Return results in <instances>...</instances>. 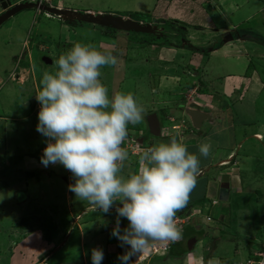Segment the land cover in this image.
Here are the masks:
<instances>
[{
    "label": "rangeland",
    "instance_id": "1",
    "mask_svg": "<svg viewBox=\"0 0 264 264\" xmlns=\"http://www.w3.org/2000/svg\"><path fill=\"white\" fill-rule=\"evenodd\" d=\"M3 1L0 2V14L3 13V7H1ZM153 1L117 0L116 3L113 1L106 10L112 11V14L116 16L132 18L134 13L139 12L138 10L134 11L136 8L151 9L152 11L147 13L150 16L146 18L149 23L165 24L166 27L170 24L171 32L169 33L167 30V41L177 44L185 37L195 47L200 45L197 47L205 49L204 52L199 53L197 58L200 60V70H194L189 66L190 53L193 54L196 51L190 49H187L190 53L187 52L182 57H174L182 67H169L161 64L159 67L156 59V63L149 62L156 56L155 51L166 48L165 46L169 47L166 45V40H163L157 32L154 34L134 32L125 34L111 28L106 30L108 27L90 25L82 21L67 22V26L71 25L70 28H66L69 29L67 31L60 26L61 23H66L65 21L55 19V16L52 15L46 17V13L34 8L23 10L0 25V108L2 109V119H0V264H83L79 255L91 253L97 239L96 236L99 234L98 228L103 223L101 220H97V217L100 214H103L104 218L108 217V219H103L105 220L104 225L116 224L115 208L107 214L99 209H88L87 206L90 204L76 198L71 191L69 193L68 185L74 181L71 173L62 165L49 164L45 167L43 164L33 163V159L28 156L29 154L43 155V149L46 146V138L36 131L37 113L40 106L35 95L43 72H52L54 69L48 63L45 64L41 56L50 55L55 61L60 54L66 52L76 42L93 45L99 51L103 50V47L118 46L119 62L117 61L114 66L102 67L100 80L107 87L109 98L116 92L132 93L137 103L144 109L142 121L127 126L128 132L134 133V136L128 135L129 138L122 144V147L129 153V159L124 162V174L136 172L138 169L141 146H136L137 139H143L144 145L150 147L160 142L167 143L172 137L168 133H172L182 141L189 153L199 157L201 171H205L197 177V183L190 193L189 202L183 208V211L188 208L187 215L191 218L187 220L185 216L181 219L190 221L196 231L204 230L206 235L198 236L193 251L183 258L156 256L157 254H153L148 248L138 256L132 257L133 264H209L210 261L215 260L224 264L229 259H232L234 264H264V253L260 254L255 250H253V255L259 256V263L247 262L248 249L245 240L239 241V238L236 237L239 233L252 245L256 241L262 242L264 239V43L249 41L250 44L232 40L224 47H222L223 43L217 54L210 55L209 51L211 45L223 42L228 31L231 32L237 27L239 30L250 31L252 29L254 33L264 38V0ZM159 1L162 7L160 8L158 5V11H156L155 4ZM183 1L191 3L185 5L186 7L203 4L201 7L194 6L193 10L197 9L201 14L203 13L202 16L205 19H200L197 23V17H193L194 13L191 10L181 8L186 4V2L183 4ZM209 5H211L210 8H208ZM177 8L181 11V17H175V23L171 19L175 14L172 9L177 11ZM207 9L210 12L205 15ZM152 13L155 14L152 15ZM45 17L51 19V22ZM53 18L57 20L56 23ZM143 23L147 24L148 22ZM185 24L186 27H184ZM215 27L220 28V31L216 32ZM225 30L227 31L224 34ZM61 35L69 37L62 41L59 40L60 37H57ZM127 36L130 37L126 38ZM47 37H52L51 40L49 39L50 42ZM56 37V42L62 41L65 44L60 50L54 44L53 38ZM91 37L92 42L89 43ZM36 38L43 39V42L36 43ZM86 39H88V43ZM150 40L152 41L150 42ZM45 42L52 47H47ZM250 45H253L252 48ZM131 46H133L132 49H130ZM175 47L178 48L171 45L172 50ZM249 61L252 64V70L254 69L255 77L248 84L257 86L255 89L257 93L254 94L251 88L243 86L232 96L221 99L216 96L217 99L210 104V110L224 104V109L212 110V114L224 113L225 116L224 120L215 121L217 129L223 127L217 133V140L213 139L216 127L213 130L208 129L210 127L207 126L208 122L203 127L205 134H198L199 136L194 137L195 130L193 132L195 134L185 132L184 127H179L180 120L174 124L175 130H172L170 123L165 122L164 118L162 119V117H170L166 111L169 114L175 112L178 103L186 104L188 100L191 101L190 98L194 99V96L201 94L202 91L192 93L195 83H197L194 72L201 75L202 79L200 78V80H204L205 84L210 83L212 86L210 90L205 88L204 91L213 95L215 92H219L220 96L226 93L220 85L223 83L225 75L244 73V69L251 70L248 67ZM165 73L161 87L165 89L164 83L168 84V91L159 92V87L154 85L158 84L159 77ZM169 75L174 76L177 82L170 80ZM247 90L248 95L245 97ZM253 95L256 97L254 102ZM173 101L176 102L175 105H173ZM169 103H172V108L168 107ZM191 107H193L192 104ZM151 112L158 114L162 127H164V132L160 137H153L146 131L145 115ZM224 124H227V128ZM178 127L179 129H176ZM212 127L210 128L212 129ZM259 127L261 130H258ZM254 133L256 135H253ZM18 134L21 135L20 139L25 140L26 145L22 148L18 144L13 145V150L9 140L13 138V135L17 136ZM132 139L134 142H130ZM212 140L215 142H211ZM205 141L211 143L210 154L207 158L199 153V145ZM218 142L231 146L234 152H226L224 156L226 159H230L233 155L234 164L231 162V165L224 166L229 161L219 160V164L216 166V161L209 160L214 152L212 145L218 144ZM218 149L220 147L215 152ZM27 169L40 171L39 181L25 179L20 182V185L15 183L13 178L20 176L21 172H25ZM218 172L225 173L224 175L230 177V193L228 200L224 203L218 201L217 195L214 196L218 205L211 208V214L217 215L218 221L210 222L200 216L197 210L193 211L192 209L202 207L200 205L202 202L210 205V184L211 186L213 184L217 189L220 181L214 180L211 183L208 178L212 175L220 176ZM48 173L54 174L53 177H49L54 184L47 186L46 182L41 180L47 178ZM64 175L69 183L61 180ZM24 194L27 196L23 197ZM67 194H69V206L64 205ZM68 208L72 212L71 223L68 222L65 213ZM78 214L82 215L81 219H77ZM221 216H223V220L219 222ZM37 219H40L44 224L48 223L44 228H41ZM77 222L81 229L83 225L85 226L81 232L73 226ZM120 223L121 230L128 225L125 218H122ZM114 227H110L108 239L111 241L117 240L111 235ZM62 228L69 230L63 232ZM70 229L74 231L71 232ZM94 229V237H91L93 235L88 230ZM188 232L192 234V237L196 236L192 230ZM45 234L49 236L47 241L44 238ZM83 235L85 245L89 246L84 250L79 244ZM66 241L68 248L63 246ZM98 241L104 243V238L100 236ZM250 244L248 247L252 246ZM185 246L187 247V241L184 243ZM116 252L117 250H114L112 261H116ZM107 260L109 261V259ZM86 261L87 264H92L88 259Z\"/></svg>",
    "mask_w": 264,
    "mask_h": 264
},
{
    "label": "clouds",
    "instance_id": "2",
    "mask_svg": "<svg viewBox=\"0 0 264 264\" xmlns=\"http://www.w3.org/2000/svg\"><path fill=\"white\" fill-rule=\"evenodd\" d=\"M2 1L0 0L1 3ZM9 1L11 5L8 8L19 4ZM22 2L37 4L34 9L39 11H42L40 6L56 8L53 3L56 0H52L50 5L39 3L37 0ZM42 12L46 13L47 17L52 15L65 21V24L78 21ZM147 24L157 27L155 32L166 36L164 24ZM230 33L228 31L223 43L232 41L228 38ZM170 44L176 46L175 42ZM41 57L46 59H43L45 64L48 63L54 69L52 72H43L35 95L40 106L36 131L46 138L41 163L45 167L49 164H59L69 171L74 182L68 185V190L79 200L86 201L106 214L115 208L117 219L111 235L120 242V247L127 246L124 254L118 257L121 264H133L132 257L146 251L153 241L182 239V229L177 227L175 217L179 210L187 206L197 177L205 172L200 169L199 157L189 153L183 142L172 136L167 143L160 142L140 148L137 171L124 174V162L129 159L128 151L122 147L124 141L129 138L127 126L140 123L144 109L132 93L116 92L109 98L108 89L100 80L102 67L117 64V52L99 51L93 45L76 42L55 61L50 55ZM192 91L195 94L196 88ZM187 103L177 110L190 119L188 127L196 131L186 110L199 111L203 116L209 115L196 109L198 106H193L194 102ZM150 114L152 112L145 115L148 134L150 132L146 117ZM155 114L158 117V114ZM170 122H174V119L170 118ZM159 123L161 136L164 127L160 120ZM173 128L174 125L171 126V129ZM184 130L188 133L187 129ZM130 142H134V139ZM210 149V141L199 145V153L205 158L209 156ZM233 159L232 155L224 166L231 165V162L234 164ZM224 174L218 172L220 176L214 175L215 179H212L220 181L221 184L223 176H226ZM227 183L229 191V176ZM220 184L217 187V199L226 202L218 198ZM210 199L211 204L216 202L214 206L218 204L216 198ZM206 205L204 203L193 211H199L200 216L206 219L209 210V207L204 210ZM120 218H125L128 222L127 227L122 230ZM103 259L102 249H91L92 264H102ZM209 264H220V261H210Z\"/></svg>",
    "mask_w": 264,
    "mask_h": 264
},
{
    "label": "crops",
    "instance_id": "3",
    "mask_svg": "<svg viewBox=\"0 0 264 264\" xmlns=\"http://www.w3.org/2000/svg\"><path fill=\"white\" fill-rule=\"evenodd\" d=\"M22 1H29V0H16L15 1V3H20V2H22ZM113 1H114V3H116L117 2V0H56V2H55V7L56 8H59V9H66V10H69V11H72V12H78V13H92V14H94V15H104V14H109V13H113L112 11H110V10H106V9H108V6L110 5V4H112L113 3ZM152 2H154L153 0H152ZM154 4V3H153ZM189 4H191L190 2L188 3V5ZM210 4H212L211 2H210ZM158 5L160 6V1L157 3V4H155V9H156V11H158L157 10V7H158ZM203 4H199V5H197V4H195L194 6H196V7H201ZM194 6H189V8L191 9V11L193 12V11H195V12H193L194 14H193V17L195 16V17H197V23H198V21L200 20V19H202V18H204L202 15H204L203 13L201 14L197 9H195V10H193V8H194ZM161 8V7H160ZM209 8V7H208ZM221 8V7H220ZM139 11V12H141V13H143V14H149L152 10L151 9H135L134 11ZM109 11V12H108ZM114 11V10H113ZM139 12H136V13H139ZM221 12V11H220ZM198 14H200V16H198ZM46 17H47V15H46ZM45 17V18H46ZM69 16H67L66 18H68ZM70 18V17H69ZM159 18V17H158ZM157 18V19H158ZM162 18V17H161ZM160 18V19H161ZM47 19V18H46ZM54 19V18H53ZM53 19H52V21H53ZM56 19V18H55ZM54 19V21H55V23L57 22V20H55ZM207 19V18H206ZM47 20H50V22H51V19H47ZM204 25H206V24H204ZM57 26H59V25H57ZM60 26L64 29V30H69V29H66L67 27L68 28H70V26L71 25H69L68 24V26L65 24V23H61L60 24ZM231 26V25H230ZM60 28V27H59ZM86 29H88V28H86ZM85 30V29H84ZM220 30H218V32H219ZM227 30H225V31H223V32H226ZM217 32V31H216ZM71 33V32H70ZM118 34H120V33H118ZM128 34V33H127ZM75 36H76V34H75ZM57 37H60V39L59 40H62V41H64V40H66L69 36H67V35H61V36H57ZM57 37L56 38H53L54 39V44L56 45V48L58 49V50H60L61 48H63L64 46H65V44H64V42H62V41H58V42H56V39H57ZM130 36H127L126 38H129ZM47 39H48V41L50 42V40L52 39V37L51 38H49V37H47ZM50 39V40H49ZM36 40L37 41H39V42H43V39H39V38H36ZM241 41V42H244V43H246L247 41H245V40H243V39H237V41ZM53 41V40H52ZM86 41H87V43H88V39H86ZM62 42V43H61ZM92 42V37L90 38V40H89V43H91ZM250 43V42H249ZM47 47H52V46H48V44H46V42L44 43ZM226 44L227 43H224L223 44V46L222 47H224V46H226ZM251 44V43H250ZM196 46H200V45H196ZM252 46L253 45H250V47L252 48ZM166 48H162V49H159V51H155V53H156V56L154 57V58H151L150 60H149V62H155L156 60H158V63H159V67H160V64L163 66V65H168L169 67L171 66V67H182L180 64H178V62L176 61V59H174V57H176V56H178V57H182L183 56V54H186L187 52H189L187 49H184V48H176L175 47V49L174 50H172V48H171V46H165ZM221 47V48H222ZM112 47H103V50H108V49H111ZM114 48H116V50H117V48L118 47H114ZM221 48H219V49H216V50H213V51H211V54L210 55H214V54H217L220 50H221ZM131 49H132V47H131ZM64 50H65V48H64ZM244 50H245V48H244ZM254 50V49H253ZM190 53V52H189ZM194 54H195V56H194ZM190 55H191V57L189 58V63H190V67L192 68V69H194V70H200V63H199V59H197L198 57H199V53H193L192 54V52L190 53ZM246 55H248L249 57H252L251 55H249V54H246ZM152 55H150V57H151ZM153 57V56H152ZM156 59V60H155ZM197 59V60H196ZM193 61V62H192ZM118 62H119V59H118ZM242 62V61H241ZM156 63V62H155ZM248 67H250V69L251 70H249V69H244V73H228V74H226L225 75V79L223 80V83H221L220 85L222 86V88H224L225 90H224V92H226V93H224V95H218L219 94V92H215V94L213 95L212 93H209L208 91H204V89L205 88H207L208 90H210V88H212V86L210 85V83H207V84H205V82H204V80H200V78L202 79V77H201V75L199 74V73H197V72H194V74H195V77L197 78V83H195V88H196V91H195V93L198 91V92H201V94L199 95V96H194V99H195V101H194V99L193 98H190L191 99V101L192 102H194L195 103V105H193V106H195L196 107V105L198 106V107H196V109H199L201 112H203V113H206V115L208 114L209 116H204V118H203V120L199 123V127L198 128H196V137L197 136H199L198 134H205L204 133V131L203 130H205L203 127H204V125H205V123H207V126L209 125L210 127H212V129L209 127L208 129H210V130H213L216 126H215V123L216 122H218L219 120L221 121V120H224L225 119V116H224V113H221V114H218L217 113V115H216V113L214 114H212V110L213 111H216V110H220L221 108H223L224 109V104H222L221 106H218L216 109H211L210 110V108H211V106H210V104L212 103V102H214V100L215 99H217V97L216 96H218L220 99L222 98V97H229V96H232V95H234L235 93H237L241 88H243V86L245 87V88H251L252 89V91H254V94H256L257 92H256V88H257V86H255V85H250V84H248V83H250V80L251 79H253V70H252V64L250 63V61H249V63H248ZM250 73H249V72ZM166 75V73L165 74H162L160 77H159V79H158V84L157 85H154V86H158L159 88V92H165V91H168V87L167 86H169L168 84H166V83H164L165 85H166V88L165 89H162V87H161V84H162V80L164 79V76ZM171 78H169L170 80H173L174 82H177L176 80H175V77L174 76H171V75H169ZM161 77H163V78H161ZM201 83H204V86L201 84ZM175 85V84H174ZM256 85H257V83H256ZM205 86H207V87H205ZM194 87V86H193ZM244 88V89H245ZM218 90H219V88H217ZM220 91V90H219ZM192 93L194 94V92L192 91ZM247 95H248V90H247V92H245V97H247ZM254 100L256 101V97L253 95V102H254ZM222 101H224V100H222ZM244 101V100H243ZM174 103H173V105H175L176 104V102L175 101H173ZM189 102H190V100H188V103L187 104H189ZM170 104V106H168L169 108H172V103H169ZM183 105L181 104V103H178L177 104V107H182ZM163 108V107H162ZM194 108V107H193ZM164 109V108H163ZM179 109V108H178ZM0 111H1V108H0ZM175 112H171L170 114H169V112L168 111H166V113L168 114V115H170V117H168V118H166V117H162V119L164 118V120H165V122H168V123H170V125L172 126V125H174V124H176V123H178L179 122V120H180V123H179V127L180 126H182V127H184V129H187V130H189V129H191V128H189L188 126H190V119L187 117V116H185L184 115V113L183 112H181V111H179V110H174ZM165 113V112H164ZM208 117V118H207ZM170 118H172V119H174V122H170ZM216 121V122H215ZM209 122H211L210 124H209ZM213 123V124H212ZM228 124V123H227ZM227 124H224L225 125V128H227ZM223 125V126H224ZM175 126V125H174ZM206 126V127H207ZM179 127L178 128H176V129H179ZM180 129H182V128H180ZM223 129V127L221 128V129H217V127L215 128V130H214V132H213V139H216V134L218 133V131L219 130H222ZM173 130V129H172ZM15 132V131H14ZM13 132V133H14ZM162 132H164V130L162 131ZM12 133V134H13ZM170 136H175V135H173L172 133H168ZM232 136H234L233 134H232ZM12 137V136H11ZM19 137H21V135H17V136H15V135H13V138L11 139L10 138V140H9V143H10V146H11V149H13L14 150V148H13V145H15V143H16V141L15 140H18V138ZM235 137V136H234ZM180 139V138H179ZM211 142H215L214 140H212ZM212 147H213V150H214V152H213V154L211 155V157L209 158V160H211L212 162H214V161H216L217 163H216V166L219 164V160H228V159H226V157L224 156L225 154H226V152H234L233 151V149L231 148V146L230 145H223V144H214V145H212ZM220 147V149H218L217 150V152H215L216 151V149L217 148H219ZM217 154V155H216ZM222 157V158H221ZM209 162V161H208ZM33 166V165H32ZM201 169V168H200ZM41 181H43V182H46V184H47V186L48 185H51V184H54L53 183V181L51 180V178H49V177H47V178H42V180ZM58 182V181H57ZM68 183H69V181H67ZM17 183V182H16ZM212 183V182H211ZM18 185H20V183H18ZM25 186H26V184H25ZM21 188V187H20ZM215 187H214V185L212 184V186H211V184H210V191H209V194H210V198H212V197H214V196H216L217 195V193H215ZM22 190H24V189H22ZM21 190V191H22ZM69 191V190H68ZM69 193H70V191H69ZM212 195V196H211ZM24 196H27L26 194H24L23 195V197ZM67 199H65V206L67 205V206H69V204H68V198H69V194H67ZM29 199V198H28ZM44 199V198H43ZM117 205H118V202H117ZM119 206V205H118ZM87 208L88 209H94V207L92 206V205H89V206H87ZM198 208V207H197ZM196 208V209H197ZM193 210V209H192ZM65 213L67 214L66 215V217L68 218L67 220H68V222L69 223H71L70 221H72V212H71V209H67L66 211H65ZM77 216H79L78 218L79 219H81L82 218V215H80V214H78ZM103 219H108V217H105L104 218V216H103V214H100L98 217H97V220H101L103 223H101V225H100V227L98 228V232H99V234L96 236L97 237V239L95 240V245H94V248H100V249H102V251H103V255H104V259H103V261H102V264H103V262H105V264H116L117 262H118V257H119V253H118V245L120 244V242L118 241V240H114V241H111V240H109L108 239V237H109V233H110V227H113V226H115V225H111L110 223H108V225H104V221L105 220H103ZM121 219L122 218H120V221H121ZM63 222H65V221H63ZM89 222V221H88ZM121 224V223H120ZM73 226H76L77 227V231H79V232H81L82 231V229L85 227L84 225H83V227H82V229L80 228V225H79V223L77 222V224L75 225V224H73ZM82 226V225H81ZM121 227V226H120ZM74 229V228H73ZM73 229H70V231L72 232V231H74ZM184 229V228H183ZM62 230H63V232H65V231H68V229H66V230H64L63 228H62ZM88 232L90 233V234H92L93 236H91V237H94V233H95V229L94 230H88ZM97 233V232H96ZM79 235V234H78ZM80 236H82V235H80ZM100 236H102L103 238H104V243L103 242H99L98 241V237H100ZM83 240V241H82ZM67 241L66 242H64V244H63V246H66V247H64V248H68V245H67ZM80 247L82 248V250H84V249H88V245L86 246L85 245V243H84V235H83V237H82V239L80 240ZM86 246V247H85ZM63 248V247H62ZM90 249H91V246H90ZM114 250H117V252H116V261H112V258H113V254H114ZM189 253H191V252H189ZM110 256H112L111 258H110ZM79 257H80V259L81 260H83V264H87V261H86V259H88L89 261H91V253L89 254V255H84V253L80 256L79 255ZM85 258V259H84ZM107 259H109V261L107 260ZM46 264V263H45Z\"/></svg>",
    "mask_w": 264,
    "mask_h": 264
},
{
    "label": "trees",
    "instance_id": "4",
    "mask_svg": "<svg viewBox=\"0 0 264 264\" xmlns=\"http://www.w3.org/2000/svg\"><path fill=\"white\" fill-rule=\"evenodd\" d=\"M173 1H175V0H173ZM184 2H186V1H183V4H184ZM54 3V5H55V2H53ZM188 3L189 2H186V4H184L181 8L182 9H185V10H188V11H190L191 9L189 8V7H186L185 5H188ZM210 6L211 5H209V8H210ZM160 7H162V5H160ZM177 7H180L179 5H177ZM172 11H174L175 12V14H174V16L173 17H171V19H172V22H175L176 23V20L174 19L175 17H181V11L177 8V11H175V9H172ZM194 12V11H193ZM208 12H210V10L209 9H207V11H206V14L205 15H207V13ZM44 13V12H43ZM155 13H152V15H154ZM184 15V14H183ZM150 15H147V14H143V13H134V15H133V17H132V19L134 18L135 20H138V21H142V23L143 22H148L149 23V21H147V17H149ZM71 17V16H70ZM143 19V20H142ZM170 19V20H171ZM202 19H205V18H202ZM75 23V22H74ZM159 24V23H158ZM164 26H165V24H164ZM168 27H166L165 26V28H166V30H169L168 32L170 33L171 32V26H170V24L169 25H167ZM187 25L185 24L184 25V27H186ZM183 27V28H184ZM168 28V29H167ZM102 30H104L103 28H101ZM107 29H109V28H106V30ZM215 29L216 30H219L220 28H216L215 27ZM106 30H104V31H106ZM118 32H122V33H125V34H127V32H123V31H118ZM129 33H131V32H129ZM128 33V34H129ZM167 35H168V33L166 34V36H165V34H160V36H161V38L163 39V40H166V38H167ZM172 36H174V35H172ZM229 39H231V40H237V39H243V40H245V41H247V42H249V41H251V42H253V41H257V42H259L260 44L261 43H264V38L262 37V36H260V35H258L257 33H254V31L252 30V29H250V31L249 30H239L238 29V27L236 28V29H234L233 31H231V33H230V35H229V37H228ZM152 40H150V42H151ZM183 41V42H182ZM184 43V44H183ZM222 44H223V42H220V43H214L213 45H211V49L209 50L210 52L211 51H213V50H216V49H219L221 46H222ZM157 45H160V44H157ZM166 45H171L170 44V42H169V40L167 41L166 40ZM176 46L177 47H179V48H186V49H190L191 51H195L194 53H200V52H204L205 51V49H202V48H199V47H195V46H192L190 43H189V41L185 38V37H183V39L182 40H180V41H178L177 42V44H176ZM112 47V46H111ZM115 47V46H114ZM114 47H112L111 49H108V50H113V51H115V52H118V49H119V47L118 46H116V47H118L117 48V50H116V48H114ZM131 47H133V46H131ZM131 47H130V49H131ZM203 86H204V83H201ZM1 111H2V109H1ZM1 111H0V119H2V114H1ZM226 117H228L227 115H226ZM263 124H264V122H263ZM258 130H261V127H259V129ZM190 131H192V132H190ZM194 132V129H190V130H188V133L190 134V133H192V134H195V133H193ZM128 135L129 136H133L134 135V133H130V132H128ZM217 135V134H216ZM193 136V135H192ZM194 136H196V135H194ZM231 136H232V134H231ZM216 140H217V138H216ZM16 141V143H15V145H17L18 144V146H20V148H22V146H24L25 147V140L23 139V138H21L20 139V137L18 138V140H15ZM138 142H136L137 143V145L136 146H141V148H147L148 146H146V145H144V143H145V141L142 139V140H137ZM218 144H219V142H218ZM130 150V149H129ZM26 156H27V154H26ZM29 156V158H31V159H33V163H38V164H42L41 163V156L42 155H40V156H37V155H35V154H29L28 155ZM23 160V159H22ZM21 160V161H22ZM51 172V171H50ZM53 172V171H52ZM39 174H40V171H36V169H27L25 172H21V174H20V176H15L14 178H13V181L16 183L17 182V184L18 183H20L22 180H25V179H27V180H29V179H34L35 181L37 180V181H39L38 179H39ZM54 176V174L53 173H48V177H53ZM212 178H214V175H212L211 177H209L208 179H210V181L211 182H214V180L212 179ZM61 180H64L65 182L67 181V179H66V176L64 175V177H61ZM218 189V188H217ZM217 189H215V193L217 192ZM229 193H230V190H229ZM259 193V192H258ZM260 194V193H259ZM212 198H215V197H212ZM229 198V197H228ZM204 202H202L200 205L202 206V205H204L203 204ZM224 203V202H223ZM218 205V204H217ZM217 205H215V206H217ZM210 209L207 211V215H208V217H210L212 220H216V221H218V218H217V215L216 216H213L212 214H211V208H213V207H215L214 205H212L211 203H210ZM188 209V208H187ZM187 209H184V211H183V209H182V211H178V213H176V217H180V218H182V217H185V216H187V214H188V212H187ZM186 210V211H185ZM259 213H261V212H259ZM258 213V214H259ZM260 215V214H259ZM175 217V218H176ZM77 219H78V217H77ZM223 220V216H221V218H220V220H219V222H221ZM37 221H39V225H40V227L41 228H44L45 227V224H47L48 222H45V224L42 222V221H40V219H37ZM70 222H72V221H70ZM192 224H191V222L190 221H188L187 223H185V224H183V225H181V226H178L180 229H182V233H183V236H182V239H180V240H177V241H173L172 243H171V245H170V247H169V249L165 252V253H163L162 255H156V256H170V257H174V258H176V259H180V258H183V257H185L187 254H189V251L187 250V247L185 246L184 247V243H186V241L188 240V238H190V237H192V234L191 233H189L188 231L189 230H192V232H195L196 233V236H193V237H195V238H197L198 236H205L206 234V232L204 231V230H195L192 226H191ZM120 226L122 227V225L120 224ZM224 227H226V225L224 224ZM74 228H76L77 229V227L76 226H74ZM184 228V229H183ZM69 230V229H68ZM225 234H228V232H225ZM223 238H226L227 237V235H226V237H224V236H222ZM236 237H238L239 238V241H244L245 243H246V247H247V249H248V254H247V262H253V263H258L259 262V260H260V258H259V256H257L256 254H254L253 255V250H255V251H258V253H264V239H263V241L261 242V241H256V243L255 244H250V243H248V240L247 239H244L243 237H242V235H240L239 233L237 234V236ZM44 238L46 239V241L49 239V236L48 235H46L45 234V236H44ZM249 244L250 245H252L251 247H248L249 246ZM127 250V246H125V247H120L119 245H118V253H119V256H121V255H123L124 254V252ZM257 256V257H256ZM152 257H154V256H152ZM228 262L227 263H224V264H234V262L232 261V259H229V260H227ZM116 264H121V261L119 260ZM223 264V263H222Z\"/></svg>",
    "mask_w": 264,
    "mask_h": 264
},
{
    "label": "water",
    "instance_id": "5",
    "mask_svg": "<svg viewBox=\"0 0 264 264\" xmlns=\"http://www.w3.org/2000/svg\"><path fill=\"white\" fill-rule=\"evenodd\" d=\"M5 3L1 5V7H3L5 11L2 14H0V25H2L6 20L13 17L17 13L23 10L35 8L37 5L34 3H29V2H22L19 4H15L14 6L8 8V6L11 5V2L7 0ZM39 9L42 11L48 12L50 14L63 17V19H68L70 21L75 19V20L82 21L85 23L96 24L99 26H104V27L114 29L116 31H123L127 33L134 32V33H141V34H154L155 31H157L158 29L157 27H152L150 24L141 25L139 22L134 21L132 19H128V18L123 19L120 16H114L111 14L94 16L92 13H78V12H72L69 10L51 8L47 6H40ZM69 15H73L74 18H69V17L66 18V16H69ZM186 114L191 118L193 127L198 128L199 123L203 120L204 116L201 113H199V111H193V110H186ZM146 122H147L150 134L156 137L160 136V123H159L157 115L155 113L147 115ZM218 179H220V177ZM221 181L222 182L220 184L218 198L221 201H227L229 197V191L227 190L228 177L223 176ZM196 243H197V239L195 237H191L190 239H188L187 240V250L189 252H192Z\"/></svg>",
    "mask_w": 264,
    "mask_h": 264
},
{
    "label": "built area",
    "instance_id": "6",
    "mask_svg": "<svg viewBox=\"0 0 264 264\" xmlns=\"http://www.w3.org/2000/svg\"><path fill=\"white\" fill-rule=\"evenodd\" d=\"M39 3H45V4H51V2H52V0H37ZM212 204L214 205V204H216V202L215 201H213L212 202ZM208 204L204 207V210H208ZM198 213H199V211H198ZM191 216H194V215H191ZM191 217L189 216H187L186 217V219L187 220H189ZM206 219L208 220V221H212V219L210 218V217H206ZM175 222H176V224H177V227L178 226H181V225H183V224H185V223H187L188 221H186V220H184V219H181V218H178V217H176L175 218ZM173 241H169V240H164V241H153V242H151V244H150V247H149V249L151 250V252L153 253V254H157V255H162L163 253H165L168 249H169V247H170V245H171V243H172ZM261 254V253H260ZM259 263V262H258Z\"/></svg>",
    "mask_w": 264,
    "mask_h": 264
},
{
    "label": "bare ground",
    "instance_id": "7",
    "mask_svg": "<svg viewBox=\"0 0 264 264\" xmlns=\"http://www.w3.org/2000/svg\"><path fill=\"white\" fill-rule=\"evenodd\" d=\"M70 16H72V17H70ZM66 17H67V16H66ZM69 17H70V18H74L73 15H69Z\"/></svg>",
    "mask_w": 264,
    "mask_h": 264
},
{
    "label": "flooded vegetation",
    "instance_id": "8",
    "mask_svg": "<svg viewBox=\"0 0 264 264\" xmlns=\"http://www.w3.org/2000/svg\"><path fill=\"white\" fill-rule=\"evenodd\" d=\"M44 60H46L45 58H43ZM191 238V237H190ZM190 238H188V239H190Z\"/></svg>",
    "mask_w": 264,
    "mask_h": 264
}]
</instances>
